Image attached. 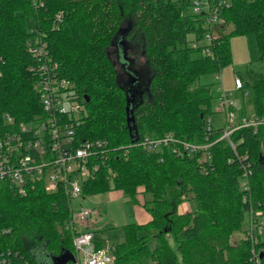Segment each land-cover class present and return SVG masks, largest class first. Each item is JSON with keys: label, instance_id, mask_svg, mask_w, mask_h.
Returning a JSON list of instances; mask_svg holds the SVG:
<instances>
[{"label": "trees", "instance_id": "trees-1", "mask_svg": "<svg viewBox=\"0 0 264 264\" xmlns=\"http://www.w3.org/2000/svg\"><path fill=\"white\" fill-rule=\"evenodd\" d=\"M40 1L34 7L31 0H0V114L20 121L39 109L28 70L32 58L26 40L34 28L28 29V17L45 31L58 71L79 97H87L78 126L81 138L123 145V157L110 159L111 178L100 171L84 183L83 194L119 189L132 202L143 197L149 219L121 226L122 240L108 246L113 264H251V245L264 247V240L250 243L244 233L249 206L264 214V125L235 130L229 137L235 152L246 153L252 163L243 201L238 162L225 139L208 146L202 163L197 162L198 151L178 157L168 150L129 147L125 105L132 98L138 133L171 132L193 143L205 142V115L218 98L219 84L200 78L217 76L230 64L231 36L250 34L262 77L242 84L240 100L246 97L253 115L264 117V0H228L221 9L222 22L214 27L188 12L189 0ZM57 12L61 22L52 27ZM124 29L123 42L112 45ZM206 31L214 34L209 42L203 39ZM194 41L196 47L190 45ZM126 42L133 80L123 86L114 51L118 54ZM240 111L238 116L246 114ZM219 130L213 128L210 142ZM183 198L194 202L192 215L178 211ZM68 212V200L59 189L35 185L19 195L0 182V251H16L29 264H37L39 246L45 255L74 252L71 233L63 228ZM94 248H101L96 240ZM257 264H264V250Z\"/></svg>", "mask_w": 264, "mask_h": 264}, {"label": "built area", "instance_id": "built-area-1", "mask_svg": "<svg viewBox=\"0 0 264 264\" xmlns=\"http://www.w3.org/2000/svg\"><path fill=\"white\" fill-rule=\"evenodd\" d=\"M31 2L34 7L42 5L40 0ZM227 3L228 0H189L188 7L191 8V13L201 16L206 27H214L222 22L221 9ZM61 18V13H54L51 26H57ZM33 26L32 34L26 40V52L32 58L28 70L34 76L33 90L39 109L30 119L20 121H14L8 113L0 114V182L8 183L19 195H25L35 185L42 186L47 191L61 190L68 200L69 208L63 228L71 233L74 250V262L65 264H113L111 254L102 255L104 252L101 248H94L92 226L97 212L80 206L74 208L71 198L82 200L84 183L100 171L104 173L105 179L111 178L113 170L110 159L123 157V145L111 146L104 139L81 138L78 126L84 113L83 99L76 94L72 83L58 71L49 52L45 31L39 29L37 24ZM213 37L214 34L210 31L203 35L207 42ZM197 44V41L190 43L192 47ZM233 88L235 91L242 89V80L238 75L233 77ZM230 93L231 91L228 94ZM217 99L218 110L224 112L225 125L212 142L208 137L213 128L204 124L205 142L202 143L187 141L171 132L157 135L137 132V139L128 144L129 147H138L148 152L168 150L178 157L191 156L198 151L200 155L197 162L202 163L208 157V146L219 139H225L238 162V186L244 192V201L247 198L245 193L249 188L252 163L246 153L238 155L235 152L234 143L229 137L233 131L242 128L254 131L258 126L264 125V117L245 114L237 116L235 120L232 100L222 90ZM230 161L231 159L227 160ZM262 215L261 210L249 206L244 233L251 242L255 241L257 232L263 227L264 222L260 219ZM1 233L0 230V237ZM83 247L89 249L80 259L78 251H83ZM263 250L264 247L253 254L252 264L259 262ZM0 264L29 263L16 251L1 250Z\"/></svg>", "mask_w": 264, "mask_h": 264}, {"label": "rangeland", "instance_id": "rangeland-1", "mask_svg": "<svg viewBox=\"0 0 264 264\" xmlns=\"http://www.w3.org/2000/svg\"><path fill=\"white\" fill-rule=\"evenodd\" d=\"M188 12H191V8H188ZM26 24L28 29H31L34 25V21L27 17ZM125 44V48H131L129 43L128 45L127 42ZM229 49L231 57L230 64L221 67L217 76H202L200 81L218 82L219 91L221 92L222 90L223 94L232 100L234 118L236 120L242 109L247 115H253V113L251 112V106L246 97L240 100V98H242L241 90H234L233 77L234 75H240L243 85H245V83H250L255 79L262 77V64L257 61V50L253 36L250 34L231 36L229 38ZM198 55V53H193V56ZM131 57L132 55H130V58ZM138 59L140 58L138 57ZM116 65L118 71H120L119 65L117 63ZM128 68L129 71L133 70L132 65L130 64H128ZM230 91L231 93L228 94ZM210 108L211 113L205 115V124H209L214 129L224 127L225 116L223 111L218 110V99L215 98L210 102ZM142 202V195L137 196V200L132 202L124 197L119 189H110L103 192L84 195L82 200L76 197L71 198V204L74 208L80 206L86 210H94L97 212L92 226V228H94L93 239L100 243L102 252H104L102 255L110 254L108 246L122 240L123 231L121 226L123 224H139L148 220L149 216L143 208ZM178 210L182 214L192 215V212L195 210V204L193 201L183 198V201L178 205ZM260 219L264 222V214ZM255 238V243L264 240V224L260 231L257 232ZM168 241L170 245H172L170 237H168ZM249 241L251 243V240ZM251 246L252 257L254 253L260 251L261 246L254 244ZM35 249L37 259L43 262L42 249L40 246ZM88 249L89 247H83V251H78V257L81 259ZM138 264L140 263L138 262Z\"/></svg>", "mask_w": 264, "mask_h": 264}, {"label": "water", "instance_id": "water-1", "mask_svg": "<svg viewBox=\"0 0 264 264\" xmlns=\"http://www.w3.org/2000/svg\"><path fill=\"white\" fill-rule=\"evenodd\" d=\"M120 30V29H119ZM121 33L120 37L121 39L117 40L118 32L116 36L113 37L111 44L115 45L118 42H123V34L127 32V29H124V31H119ZM119 38V37H118ZM118 41V42H117ZM82 99L84 102L87 101V97L85 95L82 96ZM135 105H133L132 98L128 99L126 98V105H125V121L128 129V136L130 139V142H134L137 139V130L135 125L133 124V119L131 116V113L133 111ZM261 151L264 154V141L261 143ZM43 262L37 259V264H65L67 262H74V256L72 252L69 250L62 249L58 254L56 255H45L43 254Z\"/></svg>", "mask_w": 264, "mask_h": 264}, {"label": "flooded vegetation", "instance_id": "flooded-vegetation-1", "mask_svg": "<svg viewBox=\"0 0 264 264\" xmlns=\"http://www.w3.org/2000/svg\"><path fill=\"white\" fill-rule=\"evenodd\" d=\"M123 47V48H122ZM121 51H118V54L116 53V50L114 51L115 55H114V61L119 65L120 71H118V76L120 77L119 79V83L124 85H129V83L133 80V78H131V75H129L130 73H132L131 71H129L128 68V64H130L129 57L126 55V50L124 46H121L120 49ZM135 63V62H134ZM124 77L125 80H124Z\"/></svg>", "mask_w": 264, "mask_h": 264}, {"label": "crops", "instance_id": "crops-1", "mask_svg": "<svg viewBox=\"0 0 264 264\" xmlns=\"http://www.w3.org/2000/svg\"><path fill=\"white\" fill-rule=\"evenodd\" d=\"M179 211V210H178ZM149 219V218H148Z\"/></svg>", "mask_w": 264, "mask_h": 264}]
</instances>
